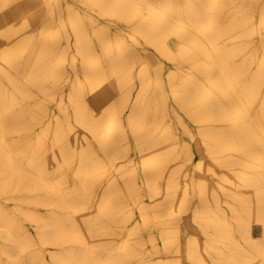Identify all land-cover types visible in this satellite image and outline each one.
<instances>
[{"label": "bare ground", "instance_id": "obj_1", "mask_svg": "<svg viewBox=\"0 0 264 264\" xmlns=\"http://www.w3.org/2000/svg\"><path fill=\"white\" fill-rule=\"evenodd\" d=\"M183 260L264 264V0H0V264Z\"/></svg>", "mask_w": 264, "mask_h": 264}, {"label": "rangeland", "instance_id": "obj_2", "mask_svg": "<svg viewBox=\"0 0 264 264\" xmlns=\"http://www.w3.org/2000/svg\"><path fill=\"white\" fill-rule=\"evenodd\" d=\"M200 157L207 159V155L204 153V150L198 151L197 156L195 157V159L196 158H200ZM130 226H131V224H130ZM255 234L258 235L259 232L255 231ZM193 235L194 236H198V234L195 231L192 232V231H189V230H187L185 228H181V231L179 233V238L177 240V244L180 245L178 253H180L182 256H183V253H184L185 237H192ZM180 264H185V261L184 260L181 261Z\"/></svg>", "mask_w": 264, "mask_h": 264}]
</instances>
